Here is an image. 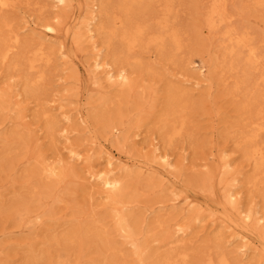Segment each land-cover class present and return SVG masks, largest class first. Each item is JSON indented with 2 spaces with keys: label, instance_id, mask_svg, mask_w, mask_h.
Returning a JSON list of instances; mask_svg holds the SVG:
<instances>
[{
  "label": "bare ground",
  "instance_id": "1",
  "mask_svg": "<svg viewBox=\"0 0 264 264\" xmlns=\"http://www.w3.org/2000/svg\"><path fill=\"white\" fill-rule=\"evenodd\" d=\"M193 1L198 3L199 18L192 26L195 37L201 39L204 35L209 37L204 44L207 51H211L212 38L217 41L215 45L217 51L212 50L214 55H209L207 60L202 55L206 52L203 48L200 53L193 52L195 48L192 49L184 58L179 55L190 45L187 44L185 36L188 35L183 31L181 24L183 0H50L49 6L45 0H38L35 3L37 12L42 15L50 10L48 17H37L38 22L35 23L33 17L27 15L20 19L21 23L18 27L13 25V20L5 18L0 30V66L7 65V79L13 77V72L16 70L20 74L22 89L21 93L15 95L23 94L25 98L32 99L37 109L35 115L43 119L45 129L53 140L56 133H61L60 137L65 143L62 148L65 149L70 160V163L62 162L61 158L54 161L55 157H53L49 161L48 156L38 155L28 175L32 177L36 175L39 179L57 178L58 181H64L70 176H76L75 166L83 164L85 179L89 183L88 188H94L95 193L97 191L103 193L108 200L111 216L115 221L114 231L133 245V253L138 264H186L188 250L184 246L192 243L197 235L186 238L190 234L188 227L175 223L173 229L176 233L175 241L182 243L179 247L181 249L162 257L147 256L146 247L151 241L147 237L143 242L136 238L138 231L135 229V219L130 212L126 213L123 210L127 203L124 200L127 182L124 176L119 174L125 171L129 173L133 171V167L140 170L150 169L151 165L146 162H134L131 157L117 149H112L102 141H93L96 144L87 147L88 154H82L70 141L71 132L75 127L69 128L66 125L78 121L91 132L89 119L94 118L105 130L116 135L118 142L117 136L122 130L119 126L126 123L123 120L124 113L119 111L117 115L108 117L105 112L116 99L118 106L130 102L127 95L141 87L133 80L132 73L135 71L156 73L158 62H146L145 55L150 54L151 49L158 58L179 68V71L170 74L174 78L167 81L163 107L156 119L158 138L153 137L148 143L146 137L141 136L137 131L132 133L134 136L130 139L133 143L141 140L143 144L151 145L153 159L158 161L165 172L153 168L150 170L151 174L165 177V187L169 189L174 187L176 190L172 160L167 152L160 149V144L162 143L163 147H171L182 136H191L190 114L196 103L192 100L189 89L184 86L190 83L197 87L208 85L211 88L214 84L213 75L219 72L218 81L223 85L227 82L231 84L227 90L228 94L232 97H241L238 107L239 116L245 113L246 117L240 119L243 122L236 134L235 143L241 148L245 160L253 165L254 172L248 177L247 183L260 191L264 201V47L262 45L264 36L258 39L252 36L245 25L233 24L235 14L227 9L230 0ZM240 1L243 4L238 6V15H243L246 11L251 12L264 23V0ZM14 6L15 0H0V11L9 10ZM73 7L75 14L67 24L68 22L65 23L67 12ZM62 31L65 33L64 39L68 41H54L52 38L60 35ZM23 33L27 35L24 36ZM83 42L89 46L90 53V61L80 63L86 76V83L94 88V93L102 95L96 106H92L91 101L80 100V105L74 108L76 111L74 118L69 113V109L64 108L62 102L65 99L60 100L58 89L53 84L60 79L55 60L58 51L60 56L75 57ZM198 54L200 55L195 59L194 56ZM189 72L191 78L185 76ZM52 73L57 77L55 81L50 79ZM103 82L108 87H117L116 92L119 93L114 96L106 95L107 92L102 91ZM61 83L59 81L58 85L60 86ZM16 85L14 84L13 87ZM7 97L8 92L0 90V107L9 106V103H6ZM142 100L141 96L136 98L134 103L130 102L137 114L144 111ZM151 100L153 101V98ZM51 102L58 103L51 104ZM147 103L149 108L151 102ZM21 110L19 109L18 112ZM57 110L60 111L54 112ZM25 116L21 114L20 118ZM137 121L139 122L140 118ZM138 126L139 123L135 128ZM97 143H99L98 153H94ZM224 151V149L220 151L221 161L218 165V168L224 169V175L219 180L224 187L222 200L205 206L210 209L212 216L218 217L225 224L213 223L210 226L213 242L210 250L201 257L199 264H252L257 253L264 256V205L260 210L243 209L240 191L230 188L232 182H236L237 179L228 170L231 162ZM98 163L103 166L94 170ZM212 177V175L203 177L201 180L203 190L209 191L211 187L213 188ZM28 181L30 182V179ZM148 185L154 186L152 177ZM178 190L180 193H185L180 204L191 205L195 199L189 196L188 189L182 187ZM15 203L19 220L27 222L29 207L25 205L26 203ZM171 207L175 210L178 205ZM198 211L192 218L201 221ZM153 226L152 229L158 227L166 231V220L156 219ZM223 227L228 229V235H224ZM206 230L207 227L203 226L200 231ZM149 231L150 229L145 230V236ZM88 237L92 238L100 254V257L91 264H128L125 260H117L120 251L114 243L113 233L105 230L104 224L99 219H92L60 235L52 234L50 240L56 244L69 245L78 238ZM107 252L114 257H109ZM27 258L38 261L43 259V252L41 249L30 247ZM57 263L60 261H55V264Z\"/></svg>",
  "mask_w": 264,
  "mask_h": 264
},
{
  "label": "rangeland",
  "instance_id": "2",
  "mask_svg": "<svg viewBox=\"0 0 264 264\" xmlns=\"http://www.w3.org/2000/svg\"><path fill=\"white\" fill-rule=\"evenodd\" d=\"M36 1L38 0H30L28 3V0H15L13 8L0 11V30L5 18L13 20V25L18 27L21 23L20 19L27 15H30V18L33 17L35 23L38 22L37 17H48L51 11L39 15L35 5ZM45 1L49 6L50 0ZM182 4L181 24L183 31L188 35V37L185 36L187 44L190 43L189 47L186 50L183 49L179 54L181 58H184L194 48L193 52L197 51V53H200L202 48L206 50L204 44L209 37L204 35L202 39L201 37L196 38L192 28L199 19L197 16L198 3L193 0H183ZM242 4L243 2L240 0H230L228 3V11L235 14L233 24L245 25L252 36L260 39L264 36V23L251 12L246 11L243 15H238V6ZM74 9L73 7L68 10L65 23L71 22V18L75 14ZM64 35L65 33L62 31L60 35L52 39L63 41L65 40ZM216 44L217 41L212 38L211 51L206 50L202 54L204 59L207 60L209 55H214L212 50L217 51ZM262 45L264 47V42ZM150 51V54L145 55L147 56L146 62H158L156 73L144 71L132 73L133 80L141 87L127 95L128 101L132 103L136 98L142 96L144 111L137 114L130 102L118 106L116 99L105 112L108 117L117 115L119 111L124 113L123 120L126 123L119 126L122 130L117 136L118 142L116 135L105 130L102 124L94 118L89 119L91 132L78 121L67 124L66 127H75L71 132L70 141L77 146L76 148L82 154H88L87 147L96 144L93 141H102L112 149H117L121 153L123 152L122 154L131 157L134 162H146L151 165L150 169L140 170L133 167V171L119 174L124 176L127 182L124 191V200L127 203L123 210L126 213L130 212L135 219V229L138 231L136 238L143 242L147 237L151 241L146 247L147 256L162 257L167 253L181 249L179 247L182 243L175 241L174 224L179 223L182 226H187L190 234L186 238L195 234L197 237L193 238L192 243H187L184 246L188 250L186 264H199L201 257L210 250L213 242L210 226L213 223L225 224L218 217L212 216L210 209L205 206L222 200L224 187L219 183V180L224 175V169L218 168L221 161V149L225 150L224 154L231 162L228 170L237 179L236 182H232L230 188L240 191L243 209L260 210L264 205L260 191L247 183L248 177L254 172L253 165L245 160L241 148L235 143L236 134L243 122L240 119L246 117V114L239 116L238 107L241 97H232L228 94L227 90L231 84L229 82L226 85L221 84L218 81L219 72L214 73V84L211 88L208 85L197 87L190 83L183 85L189 89L192 100L196 103V107L190 114L191 136H182L171 147H163V144H160V149L170 155L173 168H177L175 171L173 169L176 190L174 187L170 189L165 187V177L150 172L154 168L165 173L158 161L153 159L151 145H145L141 140L137 143L130 140L134 136L132 133L137 131L141 133V136L146 137L148 143L151 138H158L156 119L163 107L168 86L167 81L174 78L170 74L179 71V68L172 63H167L154 55L153 49ZM199 55L194 56L195 59ZM56 56L55 61L58 65L60 79L55 81L57 77L53 76V73L50 79L55 81L53 84L58 89V93H56L60 96V100L65 99L62 102L64 108H68L69 113L76 118L74 108L80 105V100L91 101V105L96 106L102 95L94 93V88L88 86L85 73L81 69V62L90 61L89 46L83 42L80 51L73 58L60 56L59 51ZM6 66H0V90L8 92L6 103H9L8 107H0V264H55V261H60L57 264H91L93 260L100 257L91 237L78 238L69 245L56 244L50 238L52 234L60 235L62 232L75 229L92 219H99L104 224V229L113 233L114 243L120 251L117 255L118 261L125 260L128 264H138L133 253V245L114 231L115 221L111 216V206L108 200L103 196V193L101 194L99 191L95 193L94 188H88L89 183L85 179L83 164L75 166L76 176H70L64 181H58L57 178L39 179L36 175L33 177L28 175L33 168L34 159L38 155L48 156L49 161L53 157H55L54 161L61 158L62 162L70 163V160L65 149L62 148L65 143L60 137L61 133H56L53 140L45 129L43 119L35 115L37 109H35L32 99L25 98L23 94L15 95L21 93L22 89L20 74L16 70L13 72V77L7 79L8 69ZM185 76L191 78L190 72ZM59 81L62 82L60 86L58 85ZM14 84L17 85L13 87ZM102 85L104 86L102 91L107 92L106 95L114 96L119 93V91L116 92L117 87L115 86L108 87L104 82ZM151 90L153 92H150ZM147 102H151L149 108ZM55 103L51 102V104ZM19 109L22 110L18 112ZM21 114L26 116L20 118ZM138 118H140L139 122ZM137 123L139 126L135 128ZM98 148L99 143H97L94 153H98ZM95 156L93 157L96 158ZM99 163L94 167V170L103 166ZM206 175L213 176V188L211 187L209 191L201 188V180ZM151 177L154 186L148 185ZM160 180H162L161 183ZM182 187L188 189L189 196L195 199L189 206L180 204L185 195V193L179 192L181 189L178 190ZM171 198L177 200L171 201ZM15 202L26 203L25 205L29 207L30 213L27 222L19 220ZM173 205H178V207L172 210L171 206ZM179 208L181 209L179 210ZM197 210H199L198 217L202 218L201 221L192 218ZM173 212H175L174 215L170 216ZM156 219L166 220V231H162L158 227L152 229ZM203 226L207 227L206 231H200ZM148 229L150 231L145 236V230ZM223 230L225 231L224 235H228V229L223 227ZM30 247L41 249L43 259L29 260L27 256ZM107 253L109 257H114L110 252ZM252 264H264V256L257 253Z\"/></svg>",
  "mask_w": 264,
  "mask_h": 264
}]
</instances>
